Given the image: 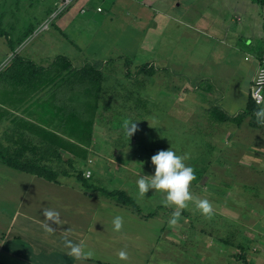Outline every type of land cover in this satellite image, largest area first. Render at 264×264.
<instances>
[{
	"label": "rangeland",
	"instance_id": "rangeland-1",
	"mask_svg": "<svg viewBox=\"0 0 264 264\" xmlns=\"http://www.w3.org/2000/svg\"><path fill=\"white\" fill-rule=\"evenodd\" d=\"M30 1L35 3L33 11L37 13L53 2ZM54 1L58 4L59 0ZM137 1L117 0L118 4L127 3L129 9L90 16L79 13L86 0H73L58 14L69 13L74 18L65 22L61 16H51L56 7L38 21L22 17V6L15 13L21 16L16 23L13 18L4 25L0 23L15 45L13 50L9 47L11 55L9 52L0 61V80L9 88H19L18 95L28 92L27 88L7 82L9 72L4 69L16 55L25 58L21 54L39 49L31 40L34 36L22 37L30 23L40 24L33 33H40L36 41L42 37L53 45L54 36L69 41L68 52L63 51L64 60L60 61L63 66L68 62L71 68L81 69L92 64L102 73L97 100L80 91L68 94L70 105L83 106L81 118L87 117L92 125L89 143L64 137L83 150L63 153L72 160L70 165L60 164L71 172L70 176H59L62 185L19 171H12L5 179L4 185L16 178L20 182L8 199H0V264L264 263V128L252 127L247 118L239 125L217 121L207 112L198 87L190 84L197 78L193 71L203 67L213 70L223 62H230L234 68L244 56L257 55L258 51L253 45L248 49L238 39L220 43L205 36L179 38L174 10L167 15L156 10L157 5L143 8L141 0ZM53 21L57 26L51 28ZM45 23L48 26L42 30ZM29 28L32 31L34 27ZM44 40H40L41 45L46 44ZM145 68H152L153 74H147ZM177 74L188 80L183 83L186 87L181 102L177 97ZM49 88L34 99L42 109L45 101L58 98L53 87ZM259 108H264V100ZM124 119L137 120L138 131L130 140L122 131ZM32 126L48 139L45 129ZM171 147L177 154L187 153L185 163L194 168L196 176L189 191L193 200L211 202V216L202 215L189 201L188 208L181 210V217L172 225L169 220L175 206L161 203L163 193L138 194V177L154 172L151 157ZM88 170L91 176L87 179L94 187L84 188L75 173L82 171L84 176ZM98 186L123 189L137 203L140 213L101 195ZM45 209L58 211L60 223L48 221L43 215ZM103 211L111 212L103 215ZM115 216L123 218L119 231L112 223ZM46 224L54 230L46 231ZM65 238L83 242L93 256L82 261L68 256ZM121 250L127 252L126 260L119 258Z\"/></svg>",
	"mask_w": 264,
	"mask_h": 264
},
{
	"label": "crops",
	"instance_id": "crops-1",
	"mask_svg": "<svg viewBox=\"0 0 264 264\" xmlns=\"http://www.w3.org/2000/svg\"><path fill=\"white\" fill-rule=\"evenodd\" d=\"M95 1L96 3L94 6L92 4V0H86L85 6H82L79 9V13L82 15L89 14L90 16L102 13L106 14L109 12L114 14L119 10L127 11L130 7L127 3L118 4V2H116L117 0ZM20 2V0H0V20L3 25L12 18L14 19L13 22L16 23L21 16L15 13L17 10H20L22 6L25 9V13L22 17L38 20L39 18L41 19L43 15L48 16L51 14L56 5L53 0L52 3L50 2L45 4V7L41 8L37 13L33 11L35 3L30 0H26L22 3ZM140 3L143 8L146 5L147 7H152V4L157 5L156 10L158 9L164 11L167 15L174 10L176 14L173 16V21L175 26L178 24L177 34L179 38H182V36L191 37L196 35L201 38L202 36H205L207 38L214 39L215 41H219L220 43H227V41H236L238 39V41L243 40V45L248 47V49L249 46L252 45L256 47L258 51L257 55L253 54L248 58L247 56H244L243 62L237 63L234 68L230 67V62H223L213 70H206V67H203L199 72L193 71L192 74L197 76V78L190 82L191 85L198 87V94L207 104L206 110H208L211 106H216L230 116L243 111L250 99L249 92L256 71L261 63V60L264 58V5L253 0H188L187 2H183L181 0H141ZM98 5L103 8L102 12L95 11V7ZM81 10H85V12L82 13ZM57 17H60L63 22L69 20V18L74 19L69 15V13L66 15H58ZM233 23H235V25ZM37 26L39 27L40 24L37 23L36 26H33V24L30 23L29 27L34 28L32 32L28 27L30 31L28 35L34 36L31 40H34V43H37V46H40L39 49L37 50L35 47L32 52L21 55L34 62L37 66L46 68L50 60H52L56 55L59 54L65 56L63 51L68 50L69 41L63 39L60 41L58 37L54 36L51 38V41L54 42L52 45L51 43H47L49 41H45L42 37H39L40 40H44L46 43L45 45H41L40 40H35L36 37L40 36V33L33 34L34 29ZM56 26L57 25L53 21L51 28ZM227 46L229 45L227 44ZM56 48L63 50H57ZM9 52L11 55L12 51L7 45L6 39L0 37V61L9 56ZM215 54L217 57H220L217 53ZM9 65H7L4 71L10 73L17 71L18 73H21V70H15L17 67H14V70L8 69ZM59 66L61 67L62 64L60 63ZM33 71H35V73H32L29 83L22 80L19 81V79L15 81L11 79L6 80L7 82L13 83L14 86L26 87L28 92H23L21 95H18L19 88H9L7 84H4L0 80V92H4V98H0V148L10 146V149H14L15 146L20 145L21 137L15 132L16 128H20V132L23 131L26 134L24 137L27 139L25 148L27 149L28 146H31V144L34 143L33 145H35L36 149L37 133L33 130V128L36 127L32 125L45 129L43 133H46L48 130L59 134L61 137L67 136L62 129V120L66 117L64 114L67 115L68 113H64L62 107L57 109L53 105L62 106L63 104H69L70 106L68 94L71 91L75 92L78 90L73 89L69 81L59 79L58 81L56 80V84H47L45 88H41L44 85L43 82L40 84V81L48 78L38 77L39 73H36L38 70L33 69ZM66 72L67 70L63 73ZM176 77H178V79L175 78V82L177 79V97L178 101L181 102L183 94L182 89L183 87H186L183 83L188 80L180 74H177ZM50 86L53 87V91L56 92V95L59 94L58 98H55L54 101H52V99L50 103L49 101H45L44 109H42L39 105H37V101L34 99L39 98V96L46 92V90H50ZM45 97L46 95H43L41 98L45 99ZM27 106H29L28 111ZM48 106L50 107L49 109ZM255 128L263 129L264 125ZM66 139L70 140V138ZM28 141L30 144H28ZM46 147L47 145H44L42 148L44 149ZM50 162L51 165H54L52 161ZM4 170H6L5 173ZM12 171L17 170L0 163V199H8L7 196H10V193L15 191V186L20 182V180L16 178L4 185L5 179H7L9 174H12ZM23 173L31 177H39L35 174L26 172ZM40 178L46 180L43 177ZM62 182L63 181L60 180V182L56 184L62 185ZM19 190L21 191V187ZM86 196L90 199L95 198L89 197L88 195ZM110 212L105 213V211H103L101 214L110 215L108 214ZM16 213L17 211L15 214ZM90 229L94 232L97 231L93 227Z\"/></svg>",
	"mask_w": 264,
	"mask_h": 264
},
{
	"label": "trees",
	"instance_id": "trees-1",
	"mask_svg": "<svg viewBox=\"0 0 264 264\" xmlns=\"http://www.w3.org/2000/svg\"><path fill=\"white\" fill-rule=\"evenodd\" d=\"M253 1L264 5V0ZM29 32L30 31L28 30L23 34L22 37H25L27 34H29ZM0 36H3L6 39L7 45L13 50L15 47L14 42L11 39L10 34L1 27V24ZM63 60L64 56L58 55L55 60L45 68L37 66L29 59L21 58V56L16 55L13 57L8 69L14 70V67H17L15 70H21V73H18L17 71H14V73L9 72L7 76H9L13 81L19 79V81L22 80L29 83L32 73H35L33 69L38 70L36 71V73H39L38 77L48 78L45 80L43 79L44 81L41 80L40 84L43 82V85L45 86L52 83L56 84L58 79L67 80L73 89L83 91L84 94L97 100L101 90L102 73L92 64L85 65L81 69H73L71 68V64L66 62L67 64L65 66L62 65L60 67V61ZM152 68H145V70L148 69L147 74H153L154 70ZM65 70H67V72L61 76ZM1 76H3V74H0V77ZM60 107H62L64 113H68L67 115L64 114L66 117L62 120L63 132L66 135L89 143L91 139L92 122L91 120H87V117L81 118L80 109H84V107L78 104L75 106H69V104H63L62 106L56 105L57 109H60ZM257 109H259V105H255L251 99H249L246 108L232 116L227 115L216 106L209 107L207 111L217 118L216 120L219 122L228 121L239 125L244 119L247 118L248 123L252 127H261L262 124H259L256 120V117L254 116V112ZM15 132L21 137V144L15 146L14 149H10V146L0 148V163L14 170L35 174L55 183L60 182L59 176L71 175L70 169L67 168V166L62 167L60 164L66 163V165H70L72 158L64 157L63 153H74L76 150H83L78 149V144H72L69 139L61 137L57 133L46 131L44 135L48 137V139L37 134V148L35 149V145H33V143L26 149L25 144L27 139L24 138L26 134L23 131L20 132V128L19 130L16 128ZM28 144H30L29 141ZM44 145H47V147L43 149L42 147H44ZM50 161H52L54 165H51ZM75 176L77 181L84 188L94 187L89 183L88 179L82 175V171H77ZM97 188H99L101 195L113 200L116 204L127 206L134 212L140 213V208L137 203L134 201L132 196L127 194V192H125L123 189H107L99 186ZM153 214L154 213H150L149 215ZM243 264L250 263L245 261Z\"/></svg>",
	"mask_w": 264,
	"mask_h": 264
},
{
	"label": "clouds",
	"instance_id": "clouds-1",
	"mask_svg": "<svg viewBox=\"0 0 264 264\" xmlns=\"http://www.w3.org/2000/svg\"><path fill=\"white\" fill-rule=\"evenodd\" d=\"M254 116L259 124L264 125V108H259L254 112ZM137 120L124 119L122 122V131L124 135L130 138L138 131L135 123ZM187 153L180 155L171 148L160 150L151 157V164L154 166V172L148 175H140L136 180L137 191L140 196H144L149 191H159L164 194L161 203L165 207L175 206L171 214L169 223L175 225L182 215L181 210L188 208V202L192 201L202 215L211 216L213 209L208 199L193 200L189 191V186L196 179L195 170L192 166L187 165ZM45 218L53 224L60 223V213L53 209H45L43 212ZM114 230L119 231L123 226V218L115 216L113 221ZM45 230L52 232L54 229L50 224L45 225ZM66 254L76 261L89 259L93 252L85 249L83 242L74 243L72 240L65 238L63 241ZM121 260L127 259V252H119Z\"/></svg>",
	"mask_w": 264,
	"mask_h": 264
},
{
	"label": "built area",
	"instance_id": "built-area-1",
	"mask_svg": "<svg viewBox=\"0 0 264 264\" xmlns=\"http://www.w3.org/2000/svg\"><path fill=\"white\" fill-rule=\"evenodd\" d=\"M72 2L73 0H59L58 4L56 3L55 6L56 10L51 14V16L53 17H55L56 15L58 16V14L61 13L63 10H65ZM102 10L103 8L100 5L95 7L96 12H101ZM47 26L48 23H45L42 26V30L46 29ZM263 92H264V58L261 60V63L256 71L249 92V98L255 105H261L263 103ZM84 176L86 178H90L91 171L90 170L86 171L84 173Z\"/></svg>",
	"mask_w": 264,
	"mask_h": 264
}]
</instances>
